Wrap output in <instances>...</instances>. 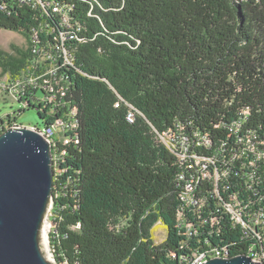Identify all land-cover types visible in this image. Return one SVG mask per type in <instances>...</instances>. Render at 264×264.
I'll return each mask as SVG.
<instances>
[{
  "label": "trees",
  "instance_id": "1",
  "mask_svg": "<svg viewBox=\"0 0 264 264\" xmlns=\"http://www.w3.org/2000/svg\"><path fill=\"white\" fill-rule=\"evenodd\" d=\"M43 1L51 7L37 14L0 0V30L28 38L38 25V46L56 55L65 48L73 60L59 70L67 90L58 102L33 92L16 100L18 114L35 108L53 134L76 110L74 127L51 143L56 263L264 257V236L247 218L264 215V0ZM58 4L69 29L54 15ZM27 60L26 51L0 53L12 75ZM14 125L1 118L0 133ZM165 132L183 140L184 161L160 140ZM193 157L209 163L195 166ZM191 180L197 206L183 196ZM159 222L166 238L155 244Z\"/></svg>",
  "mask_w": 264,
  "mask_h": 264
},
{
  "label": "water",
  "instance_id": "2",
  "mask_svg": "<svg viewBox=\"0 0 264 264\" xmlns=\"http://www.w3.org/2000/svg\"><path fill=\"white\" fill-rule=\"evenodd\" d=\"M52 150L35 129L12 126L0 133V264H54L41 248L53 205ZM205 264H257L245 254Z\"/></svg>",
  "mask_w": 264,
  "mask_h": 264
},
{
  "label": "rangeland",
  "instance_id": "3",
  "mask_svg": "<svg viewBox=\"0 0 264 264\" xmlns=\"http://www.w3.org/2000/svg\"><path fill=\"white\" fill-rule=\"evenodd\" d=\"M56 17H59V14H54ZM75 31H79V29H76ZM45 30H43V33ZM33 31L31 32V34ZM33 40V37L28 36L24 37L18 33L0 30V53L7 56H14L15 50H22L23 52H27V64L23 68H21L18 71V74L12 75L7 71H4V69L0 66V119L6 118L7 116H10V118H15L16 124L20 125L21 127H36L40 130L44 129V121L39 118L38 111L35 108H28L23 113L18 114L19 111L24 110L22 104L18 103L16 101V96L19 95L20 91H27L35 93V96L41 98V94H43L45 97L49 96L50 94L57 92H60L62 90H65L67 88V82L61 78L60 73L55 75L51 74L50 71H54V65L53 64H47L46 61H51L49 57L44 55V53L47 54L44 47L38 46V44L43 45V42ZM38 46V47H36ZM54 57V56H53ZM69 59V57H67ZM38 59L41 60V64L43 65L44 69H40L39 71H45L42 72V75H38V68H36V72L33 73L34 75H30L29 72L31 69V65H35L38 63ZM54 59V58H53ZM55 62V61H54ZM50 70V71H49ZM37 78H36V77ZM19 80V81H17ZM32 80V81H31ZM32 82V84L29 83ZM38 82V84H37ZM52 99H55L54 96H51ZM59 130L55 131V135H53L50 138L51 143H55V141H58L61 136H58V134H62ZM63 138L61 139V141ZM253 144H248L245 147L251 151L253 150ZM192 153V152H191ZM204 162L202 159H199V163ZM54 167V164L52 165ZM205 168H201V172H205ZM201 177L204 178V175H201ZM219 174H215V178L219 179ZM202 178V179H203ZM215 179V180H216ZM190 192H193L191 190H188ZM190 194V193H189ZM189 200L191 198L189 197ZM51 208L49 212L47 213L48 217L47 219V242H48V251L51 254V259L54 264H57L55 259L53 258L54 255L52 254L51 245L49 242V234L53 230V224L50 221V217L52 216ZM153 238L155 244H161L165 238H166V230L163 227V225L159 222L156 224L155 228L153 229ZM202 259V255H198L196 261H200ZM261 259H264V257H261ZM208 260V259H207ZM205 260V261H207ZM204 260L202 261L203 264H205ZM261 262L260 260H254L253 262Z\"/></svg>",
  "mask_w": 264,
  "mask_h": 264
},
{
  "label": "built area",
  "instance_id": "4",
  "mask_svg": "<svg viewBox=\"0 0 264 264\" xmlns=\"http://www.w3.org/2000/svg\"><path fill=\"white\" fill-rule=\"evenodd\" d=\"M9 3L11 5H14V4H17V3L26 4V5L31 7V9H32V11L34 13H37V14H38V6L41 7V11H43L46 7H51V4H47L43 0H41V3H33V0H9ZM3 8H4V6H3ZM53 9H54V14H59V20H60L61 24L66 29L71 28L72 27L71 26L72 18L70 17V15L67 14V16H60V9H64V8L61 7L58 4V7H53ZM32 31H33V33L30 36L33 37V40H35L36 38H37V40H39L38 25H37V28H35ZM62 39H63V37H62ZM46 52H47V54L44 53V55H46L47 57L52 59L51 61H46V63L47 64H53L55 66L54 67L55 72L49 70L51 72V74L53 73V74L57 75V74L60 73L59 70H62L67 64L68 65L72 64V61H73L72 57H71V55L68 54V52H67V50L65 48L61 49L62 55L51 54L48 51H46ZM67 57H69V59ZM40 62H41V60L38 59V63L37 64H35L34 66L31 65V64L29 65V66H31V69H30L31 72H29L30 75H34L33 73L36 72V70H35L36 68H38V75H42V72H45V71H42V72L39 71L40 69H44L43 65ZM61 78L63 79L62 75H61ZM17 81H19V80H17ZM29 83L32 84V82H30V81H29ZM37 84H38V82H37ZM66 90H67V88L65 90L60 91V92H57L56 94L52 93V94H50L49 96H46V97L43 95L41 97V100H43V99H51L52 101H54L56 103V102H58L57 100H58L59 95L60 94L62 95L63 93H65ZM26 93H27V91H24V90L20 91L19 95L16 96V100H20V99L24 98ZM29 93H31V92H28V94ZM51 96H54L55 99H52ZM41 100H39V101H41ZM75 114H76V110L72 109L70 111L69 115H68L69 116V124H60V131H61L62 134H58V136H62V138L64 139V133L74 127L73 117L75 116ZM133 119H134L133 113L130 112L127 115V120L129 122H132ZM14 126H16V125H14ZM26 128L35 129V130L39 131L40 134L45 138V140L48 142V144L51 147V142L49 140L55 134H51V132L48 130V127L44 128L43 130L36 129L35 127H26ZM60 131H58V132H60ZM160 140L166 145V147L168 149H171V151H184L182 153V155H178V158L180 159V161H184L187 157H189L190 151L187 152L186 148L183 147L184 146L183 145V140H180L178 137H176L175 135H172L170 132H165V133L161 134L160 135ZM193 159L195 160V166H201L202 162L199 163V159H201V158L193 157ZM52 160H53V164L55 165V163H54L55 161L53 159V156H52ZM202 160L204 162H206V163H209V160H204V159H202ZM203 167L205 169L207 168L206 165H203ZM205 177H207L206 171L204 172V178ZM192 182H193V180H191V182L187 183V185L185 186V189H184L185 193L183 194V196H184L185 202H187L189 205L192 204L193 206H197V203H198L197 200H195L194 197H192V193L194 192V189H192ZM188 190H191L193 192H190ZM189 197L191 198V200H189ZM226 207H227V209H229V212L232 215V219L236 223L241 224L243 227H248L244 223L243 218H244L245 215L242 212H238V211L234 210L233 206H231V205H228ZM50 208L52 209V207H50ZM50 208H49V210H50ZM49 210H48V212H49ZM50 213H51V211H50ZM180 215L181 214H179L178 216L180 217ZM247 218L249 219V222L252 224V226H250L249 229L251 231L253 230L254 236L255 237L256 236H264V215H261V213L260 214L256 213L254 215L247 214ZM52 224H53V227H54V223L53 222H52ZM216 255H223L224 257H226V256H228V253L227 252L224 253V254L216 253ZM246 255L248 257H250V258H258V260H261V257L258 256L257 253H254V254L249 253V254H246ZM205 257H206V255H202V259H200V261L192 262L191 264H203L202 261L203 260L205 261Z\"/></svg>",
  "mask_w": 264,
  "mask_h": 264
},
{
  "label": "bare ground",
  "instance_id": "5",
  "mask_svg": "<svg viewBox=\"0 0 264 264\" xmlns=\"http://www.w3.org/2000/svg\"><path fill=\"white\" fill-rule=\"evenodd\" d=\"M33 3H38V0H33ZM51 134H53L54 132L52 131V129H48ZM52 165H53V160H52ZM193 183V182H192ZM48 217V216H47ZM47 219V218H46ZM45 219L44 224H43V228H42V236H41V248H42V252L45 256V258L48 261H52L51 259V254L48 251V242H47V220ZM214 258H220V257H214ZM212 259V258H211ZM251 260L253 261V259L251 258ZM194 262H197L196 260ZM206 262V261H205ZM256 263V262H255ZM257 264H264L261 262L257 261Z\"/></svg>",
  "mask_w": 264,
  "mask_h": 264
}]
</instances>
